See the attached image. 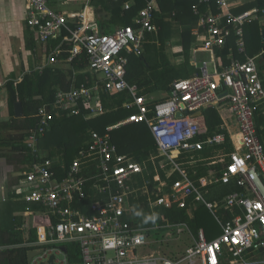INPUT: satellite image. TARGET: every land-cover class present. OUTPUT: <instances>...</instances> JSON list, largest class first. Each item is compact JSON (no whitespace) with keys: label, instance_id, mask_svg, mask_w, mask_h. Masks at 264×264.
Wrapping results in <instances>:
<instances>
[{"label":"built area","instance_id":"2783aa9c","mask_svg":"<svg viewBox=\"0 0 264 264\" xmlns=\"http://www.w3.org/2000/svg\"><path fill=\"white\" fill-rule=\"evenodd\" d=\"M66 0H25L26 24L36 32L39 40L63 37L72 50L67 62L79 59L88 67L80 74H88L85 82L70 90L57 92L53 109L43 105L38 113L36 129L30 131L27 146L35 159L25 172L27 182L22 200L27 204L38 203L45 208L41 216L56 217L58 222L38 228L41 256L33 259L39 264L55 255V264L61 246L76 243L81 250L83 264H259L255 253L264 249V139L258 132V119L264 116V78L258 69V56L246 60L229 54L227 64L218 65L210 72L205 64L201 74L172 81L166 95L156 98L144 94L137 84L128 81L130 56L144 53L148 33H158L154 23V0L133 17V23L115 27L110 33H102L90 0H82L80 10L60 8ZM206 6V12L202 10ZM132 3L125 4L130 9ZM216 7L217 11L213 10ZM200 24L195 31L202 41L196 48L210 52L215 57L235 38L239 54L246 52L245 26L264 19V8L253 7L235 13L228 0H199L193 6ZM60 46L46 55V64L59 62ZM44 67V66H43ZM128 92L131 100L123 107L132 111L125 119L110 125L101 134L91 132L90 139L80 149L67 168L63 160L40 156L38 143L49 129L54 116L64 113L79 115L90 108L87 118H95L104 112L102 94ZM229 107L236 117L238 131L232 134L223 124L221 131L208 134L203 115L197 112L208 108L223 110ZM178 113L181 115L178 116ZM145 122L156 141L160 164L172 165L167 178L178 172L170 191L154 193L155 206L180 208L188 206V197L204 202L216 216L221 234L213 239L200 229L193 243L173 255L146 253L140 247L151 244L149 228L135 225L127 216L132 214L129 198L138 189L135 176L144 174L145 166L127 155L117 152L111 144L112 132L120 126ZM204 135H207L203 138ZM227 144L232 151H226ZM218 147L217 153L205 159L210 165H222L211 175L192 181L183 169L184 162L177 159L184 153L195 162L197 152ZM155 156L151 159L154 161ZM201 160H204L202 158ZM57 168H63L62 177ZM162 181L159 172L154 176ZM149 182L144 180V188ZM215 184H235L239 189L219 200L208 201L205 194ZM149 192V191H148ZM93 199L87 209L81 202ZM1 201V198H0ZM228 214L231 217H226ZM132 221V222H131ZM175 226L177 233L189 231L186 224Z\"/></svg>","mask_w":264,"mask_h":264},{"label":"trees","instance_id":"16d2710c","mask_svg":"<svg viewBox=\"0 0 264 264\" xmlns=\"http://www.w3.org/2000/svg\"><path fill=\"white\" fill-rule=\"evenodd\" d=\"M79 1V0H78ZM131 2L130 9L125 8L126 2ZM148 0H90V5L94 9L96 20H98L102 33H110L114 31L116 26H123L133 23V17L146 6ZM156 8L154 9V23L159 27L158 33H148L146 36L145 51L143 55L130 56V64L128 67V81L132 84L140 86H148L149 92L167 90L169 83L176 78H184L192 73L194 67L190 68V43L194 40L191 33V27L197 23L199 16L194 14L193 6L199 0H155ZM258 6L264 8V0L255 2L252 5L246 6L244 9ZM206 6L202 5V10ZM217 11L216 7H213ZM240 12V11H237ZM174 21L184 26L182 35L184 39V49L186 63L183 66H173L165 53V47L168 40L171 39L174 30ZM264 28V25H263ZM246 49L249 56H257L259 62V70L261 77L264 78V41L261 25L258 21L247 24L245 26ZM42 43V42H41ZM46 51L51 52L57 47L60 48L59 62L52 66H46L42 70H34L29 74H25L21 81L11 80L7 83L9 93V102L12 106L16 102H22L24 108L23 118H14L13 125L18 129V134L11 142L15 150H18L24 161L31 162L35 159L34 154L26 145V138L29 132L36 129L38 124V113L40 108L45 104H50L55 99V95L60 90H70L73 87H78L85 82L88 74H80L79 72L88 67L86 61L74 59L67 62L66 59L71 53L72 46L69 42H63V37L51 39L47 44L42 43ZM234 45L233 43H231ZM230 44L217 48L219 57V65L224 62L227 64V56L229 54ZM262 53V54H261ZM245 55H241V59H245ZM190 70V71H189ZM195 70V69H194ZM131 98L128 92H119L115 94H102V104L104 112L100 116L88 119L90 108L82 109L81 114L73 116L56 117L45 136L38 143L39 155L45 158L59 157L63 160V164L68 168L80 149L90 139L91 132L97 131L101 134L106 132V128L114 125L117 122L125 119L132 111L122 108V104L130 101ZM208 117L209 134L221 131L217 128L220 119L214 109H209L206 112ZM16 122H20L17 124ZM10 124V123H9ZM7 123H0V127L9 126ZM258 131L260 135L264 134V116L258 119ZM205 138V137H203ZM111 144L117 148V152L127 155L147 165L144 174L136 177L137 183L133 182L138 189L131 194L129 205L132 209V214L127 216L129 220L134 217V224L141 227H147V231L151 236L162 234V227L168 224H186L194 236H198L199 229L204 227L202 216L206 211H209L205 205H200L191 216L188 208H180L174 205L171 208L160 206L156 209L155 218H150L152 214L148 205V197L150 194L155 199L154 193L170 191L172 184L181 179L178 172L174 173L170 178H167L168 170L172 169V165L161 166L159 163L161 158H157L155 163L151 162L150 157L157 155V145L153 134L147 123H131L120 126L112 132ZM218 148V147H214ZM233 148L227 144L226 151H231ZM218 149L206 148L197 152L194 156L195 162L188 159L191 155L188 153L182 154L177 161L184 162L182 166L191 175L194 181H198L202 175L207 174L210 166L207 163H202L201 159L210 157L217 153ZM26 154H24L25 152ZM134 160V161H135ZM208 162V160H205ZM200 163V164H197ZM192 164V165H191ZM221 169V166H218ZM58 176L62 177L63 168H57ZM157 171L161 175L162 186L159 190L160 181H156L154 176ZM195 171L197 173L195 174ZM149 182L147 188L144 187V180ZM214 195H208L211 200L224 197L226 194L238 190L234 184H220ZM149 191V192H148ZM147 193V194H146ZM93 199H86L81 202L83 209H87ZM190 200L188 202L190 203ZM9 207L0 209L2 218L0 223V264H29V253L38 249V246L25 245L33 243L38 239V228L47 223H56L58 220L54 216L47 218L41 216V212L45 208L40 204H22L15 202ZM23 208L22 215H14L10 210L15 208ZM25 209L29 212L24 213ZM26 211V212H27ZM210 212V211H209ZM138 214V216H137ZM227 214V213H226ZM227 217H231L230 214ZM11 218V220H9ZM132 222V221H131ZM23 223L28 225L29 236L26 238L24 230L21 229ZM159 224L160 228H154ZM207 237L210 230L206 229ZM210 239V237H209ZM66 255L69 264H82L83 258L79 245L76 243H67ZM255 258L264 260V249L255 253ZM229 259L222 260V264H229Z\"/></svg>","mask_w":264,"mask_h":264},{"label":"crops","instance_id":"0c3cea01","mask_svg":"<svg viewBox=\"0 0 264 264\" xmlns=\"http://www.w3.org/2000/svg\"><path fill=\"white\" fill-rule=\"evenodd\" d=\"M148 1H150V0H148ZM228 1H229V4L231 6L232 11L235 13H240V12L251 9V7L248 9H244V8L246 6L252 5L255 2H259L260 0H228ZM25 4H26L25 0H24V5L21 3H16L14 0H0V123H7V124L10 123L9 126L0 127V198H1L0 209L12 206V205H7V204H14L15 202L19 203L20 206H22V204H25V205L27 204L26 202H24L22 200V197L26 191V186L28 185L26 180H25V174L24 173L30 169V164L32 163V161L31 162L24 161V157H22L21 153L18 150H15L14 145L11 143L13 141V138L19 133L18 129L15 128L13 125L14 118H23L24 115L22 117L16 116L15 104H14V106H12L9 102V93H8V89H7V83L11 80L21 81L22 78L24 77V75L27 73L29 74L30 72H32L34 70H42L46 66L54 65V64H46V55L48 54V51H46L45 46L39 40L36 32L31 30L26 24ZM155 4H156V1H155ZM70 9H72V8H70ZM203 11L206 12V9ZM237 11H240V12H237ZM257 21L261 25V29L263 32V30H264V28H263L264 19L257 20ZM174 24H175L174 30H173L174 32L172 34L171 39L168 40V42H167V46L165 47V53L169 59V62L173 66L180 67L186 63L184 39H183V35H182L184 26L180 25L178 22H175V21H174ZM199 24H200V18L197 21V23L191 27V33L194 36V40L192 42H189L190 43V68L194 67L195 70L193 69L192 73L189 74L187 77H184V78H189V77H192L196 74H201L202 68L204 66H206L205 64L208 65L210 72H212L214 70L215 64L218 63V65H219V57L217 55V51H216L215 57H213V55L210 52L202 51L200 49H198V51L195 52L196 48H200V46H202V41L200 40L198 34H196V32H195L198 29ZM116 27H118V26H116ZM158 29H159V27H158ZM263 41H264V38H263ZM231 43H233L234 45H232ZM229 44L231 45L230 49H229V54L232 50L235 53V57L240 58V59H241V55H245L246 58L243 60H246L248 57H255V56H249L247 54V49H246L245 53L239 54L237 51L235 38H233ZM168 45H171V46L169 47ZM144 51H145V48H144ZM263 52H264V50H263ZM199 53H209L212 55V59L209 61L198 62L197 61L198 60L197 55ZM229 54L227 56L228 62H229V59H228ZM257 56L259 58L260 54ZM216 61H217V63H216ZM223 63L224 62H222L221 64H223ZM257 64H258V69H259L258 59H257ZM176 79H178V78H176ZM171 83H172V81H171ZM171 83H169L168 87H170ZM137 85L140 87L141 91L144 92V94H150V95L154 96L153 93L159 92V91H155V92L150 91L149 92L148 86H140L139 84H137ZM168 89L169 88H167V90H165V91L162 90L163 92L161 93L162 95L160 97H164L166 95V92L168 91ZM55 97H56V95H55ZM54 101H55V99L52 101V103L47 104V105H50V107L53 111H54V109H53ZM122 108H124L123 104H122ZM124 109H126V108H124ZM209 109H214L218 115V118L220 119V123L217 126L218 129L221 128V126L223 124L226 127V124H227V126H229V128H228L229 131H231L232 134H236V132L238 131L237 120H236V117L234 116L233 112L230 110V108L228 106L226 108H224L223 110H219L217 108L211 107V108L204 110L203 112L201 111L202 113L200 115H203V118H204L205 123H206V127L208 129V134H209V126H208L209 123H208V117L206 115V112ZM23 110H24V108H23ZM127 110H129V109H127ZM197 115H199V114H197ZM61 116H68V115L61 113V112H58L54 117L56 118V117H61ZM16 123L19 124L20 122H16ZM261 128L264 129V125H262ZM45 134L41 137V139L45 136ZM259 135H260V133H259ZM206 136L207 135H204L203 137H206ZM260 137L262 139H264V134L260 135ZM27 140H28V138H26V143H27ZM230 146H232V145H230ZM211 148L215 149V150L218 149V148H214V147H209V149H211ZM26 153L27 152H25L24 154H26ZM158 155H159V153L157 155H152V156H155L156 158L153 161L151 159V157H152L151 156L150 157L151 162L155 163L157 161V158H161V157H158ZM207 158H209V157H207ZM207 158H205V159H207ZM52 159H55V160L59 159L60 160V158L58 156L54 157ZM188 159H191V158H188ZM201 162L207 163V165L210 166V168H208V170H207V174L202 175L201 177L211 175V172H213L214 170L219 171V169H218L219 165L221 166V169H222L221 164L215 166V165H210V163H208L205 160H202ZM139 163H141V162H139ZM141 164L144 165L145 168H147V165H145L143 163H141ZM197 164H200V163H197ZM184 170H186V169H184ZM196 173H197V171H195V174ZM189 176L191 178L190 174H189ZM136 177L137 176H135V179H136ZM192 181H194V180L192 179ZM194 182L198 183V181H194ZM218 185H220V184H215V185L209 187V189L207 190V193L205 194L206 200L215 201V200L221 199V198H219V199L211 200L208 198V195H214L215 194V191L218 190V187H219ZM228 185H230V184H228ZM187 199L188 200L191 199V200H190V203L188 202V206L186 208H188L189 214L191 216H193L194 211L198 207H194L193 209H191V207L195 203H199V201L196 200L195 196H189ZM148 205H149V207L151 209V213H152L149 216L150 218H155L156 209L160 206H164V205H158V206L153 205L151 194L148 197ZM165 208H171V207H165ZM10 211H12L14 213V215H22L23 208L22 207L15 208L14 210H10ZM26 211L27 210L25 209L24 213H26V215H27L29 212L28 211L26 212ZM137 216H138V214H137ZM2 218L4 220H7L6 218L1 217V214H0V223H1ZM9 220H11V218ZM170 225H176V224H168V226H170ZM155 227L160 228L161 226L159 224H157V225H155ZM164 227H167V226H164ZM29 228L30 227H28V225H25L24 223L21 227V229L24 230L26 238H28V236H29L28 235L29 234ZM200 229H203L206 232L204 227H201ZM164 231L165 230H163L162 233H164ZM187 232L189 234L191 233V231L190 232L187 231ZM194 237H197V236L193 235V238ZM193 238H192V240H193ZM37 241H38V239H37ZM37 241H35L33 243L28 242L25 245H27V246H29V245L38 246V245L34 244ZM38 247H39L38 249L33 250V251L41 250V246H38ZM62 247H65V244L61 246V249H62ZM177 252H179V251H177ZM40 254L35 256L34 259L36 257L39 258V256H41ZM62 254L65 256V263L69 264L68 258L66 255V251L64 252L62 250Z\"/></svg>","mask_w":264,"mask_h":264},{"label":"rangeland","instance_id":"374dc122","mask_svg":"<svg viewBox=\"0 0 264 264\" xmlns=\"http://www.w3.org/2000/svg\"><path fill=\"white\" fill-rule=\"evenodd\" d=\"M16 3H21L24 5V0H14ZM84 1L82 0H66L64 5L59 4L58 7L60 8H73L74 10H80L83 6ZM173 41V40H172ZM167 46V43H166ZM169 47L171 45H168ZM198 62L209 61L212 59V55L209 53H199L197 55ZM165 91V90H163ZM163 91H159L157 93H153L156 98H161V93ZM200 205H205L204 202L199 201V203H195L191 209L194 207H198ZM201 224L206 227V229L210 230L209 237L213 239L217 237L221 233L220 224L216 218V216L210 211H206L202 216ZM156 228V227H155ZM164 233L157 234L150 237L151 244L147 245L146 247H140L139 249L145 250V252H158V254H166V255H173L177 251L180 254L186 250L188 246L193 243L192 237L190 234L185 230L182 233H177L175 226H167L162 227ZM208 237V238H209ZM259 264H264V260L261 258H256ZM57 260L59 262L65 263V256L60 253L57 255ZM59 264V263H57Z\"/></svg>","mask_w":264,"mask_h":264},{"label":"water","instance_id":"95a60500","mask_svg":"<svg viewBox=\"0 0 264 264\" xmlns=\"http://www.w3.org/2000/svg\"><path fill=\"white\" fill-rule=\"evenodd\" d=\"M262 35H263V38H264V30H263V32H262ZM15 113H16V116L17 117H22L23 115H24V110H23V104H22V102H16L15 103ZM202 112L201 111H199V112H197V114H201ZM181 114L180 113H178V116H180ZM62 250L65 252L66 251V247H62ZM43 250H39V251H31L30 253H29V259H28V261H29V264H32V261H33V259H34V257L35 256H37V255H39L41 252H42ZM55 255L53 254V255H51L50 256V258H49V260L47 261V263L48 264H55ZM39 264H45V262L43 261V262H41L40 261V263Z\"/></svg>","mask_w":264,"mask_h":264},{"label":"clouds","instance_id":"9594fccd","mask_svg":"<svg viewBox=\"0 0 264 264\" xmlns=\"http://www.w3.org/2000/svg\"><path fill=\"white\" fill-rule=\"evenodd\" d=\"M55 260V259H54ZM33 262V261H32Z\"/></svg>","mask_w":264,"mask_h":264}]
</instances>
